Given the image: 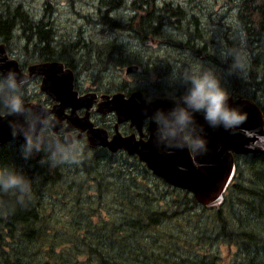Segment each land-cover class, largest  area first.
Returning <instances> with one entry per match:
<instances>
[{
	"label": "rangeland",
	"instance_id": "obj_1",
	"mask_svg": "<svg viewBox=\"0 0 264 264\" xmlns=\"http://www.w3.org/2000/svg\"><path fill=\"white\" fill-rule=\"evenodd\" d=\"M9 2L10 5L21 6L33 20L43 16L52 33V43L59 46L56 50L59 51L61 46L76 49V57H67L60 52V58L81 61L80 70L84 73L79 80L88 85L91 81L105 92L132 86L143 87L148 93L179 95L184 90L180 78L185 72L213 68L230 96V77L223 68L225 53L228 50L231 53L239 51L247 56L245 51L248 47L243 42L237 19L240 0H114L110 6L118 3L115 9L108 6L109 0ZM174 8L181 13L177 18L172 17ZM108 10H112L111 18L126 23L125 30L101 25L100 13L105 11L107 17ZM144 13L153 16L151 21L155 20L156 31L153 37L140 40L138 37L141 35L137 32L130 34L127 29L135 31ZM165 13L171 17L164 20ZM129 17L131 20L127 24ZM185 19L191 23L187 30L182 27ZM174 27L184 29L185 35L173 38L178 35ZM13 35L14 39L6 46L10 57L23 66L39 59L38 55L30 53L27 42H22L15 32ZM186 42L191 48L185 45ZM228 42L232 44L227 46ZM108 44L117 46L122 51L121 55H117L113 48H106ZM108 51L117 57L108 61ZM126 53L133 55L129 56L133 61L137 60L138 73L124 76L123 70L128 64L115 62L124 61ZM36 85V81L32 82L29 88ZM73 144L77 149L82 148L75 154L78 163L56 164L64 179L61 185L36 188L33 183L36 193L33 198L38 203L39 215L52 229L48 238L41 242L42 249L54 243L53 249L62 253L71 247L70 261L90 264L79 251L83 253L88 244L101 243L104 236L105 250L99 244L102 256L106 257L112 247L116 254L113 256L117 258V248L126 245L131 251L127 262L134 264L234 263L238 249L216 239L219 227L213 222L215 213L202 212L200 207L193 208L189 204L192 198L189 193L167 186L135 157L120 152L110 154L103 150H90L84 143ZM23 146L11 144L5 149L20 156ZM36 154L33 150L32 158ZM245 162L242 160L240 163L244 165ZM84 178L87 181L80 183ZM69 181L71 184L65 186ZM137 194L147 198L152 210L164 212L170 219L139 238H124L125 233L120 232L117 237L121 242L116 236L110 239L111 226H119L122 230L121 220L129 219L125 201ZM48 263H53L51 258Z\"/></svg>",
	"mask_w": 264,
	"mask_h": 264
},
{
	"label": "trees",
	"instance_id": "obj_2",
	"mask_svg": "<svg viewBox=\"0 0 264 264\" xmlns=\"http://www.w3.org/2000/svg\"><path fill=\"white\" fill-rule=\"evenodd\" d=\"M113 1L109 0L108 6ZM115 4L118 3L114 2V5L110 7L117 8ZM239 4L237 19L243 42L248 47L245 51V55L247 53L245 56L246 66L243 72L233 71L231 69L233 56L228 50L230 53L228 51L225 53L223 68L230 77L231 95L254 101L264 115V0H240ZM173 10L172 17H179L181 14L179 9L174 8ZM160 11L163 13L162 9ZM111 12L112 10L107 11V17H105V11L100 13L101 25L111 29L125 30L126 23H120L111 18ZM164 15V20L171 17L167 13ZM152 17L144 13L137 29L135 31L127 29V31L130 34L137 32L141 35L138 37L140 40L146 39L148 36L153 37L156 27H154L155 20L151 21ZM130 20L131 17L127 19V24ZM183 21L185 23L182 27L187 30L191 23L186 19ZM174 29L178 35L173 38L178 39V36L185 35L184 29L175 27ZM14 32L22 39V42H27V45H30V53L38 55L39 58L47 56L57 59L60 58L61 53L67 56H77L74 47L61 46L59 51L56 50L59 46L52 43L53 36L43 16L33 20L21 6L10 5L9 0H0V44L6 47L14 39ZM187 44L188 42L185 43V45ZM231 44L228 42L227 46ZM188 47L191 48L189 44ZM106 48H113L112 50L117 55L118 53L121 55L122 51L117 46L114 47L113 44H108ZM113 53L108 51V61L117 57L116 55L114 57ZM129 56L133 55L126 53L124 61L120 62L126 63L128 66L138 64L137 60L133 61ZM107 57L101 58L107 59ZM38 153L34 158L31 154L28 159H25L24 164L22 155L18 156L16 152L6 150L5 146L0 148V167L22 172L31 181V194L25 196L22 202L16 193L0 191V264H49V258H51L52 264H75V260L70 261L71 247L62 253H57L53 249L56 246L54 243L46 249H42L41 242L48 238L52 229L48 225V221L39 215L38 203L33 198L36 194L33 183L36 184V188H49L61 185L64 179L58 173L56 164L44 162L47 160V153ZM235 159L236 175L224 195L223 206L219 211H212L215 213L214 225L219 227L216 239L238 249L233 264H264V156L252 154L236 156ZM242 160L246 161L244 165L240 163ZM86 173L85 175L90 178L88 172ZM86 181L87 179L84 178L80 183ZM71 182H65V186ZM97 187H99V183ZM189 204L193 208L200 207L202 212H206L192 198L189 200ZM124 207L129 219L121 220L122 230L119 226H111L110 239L116 236V239L121 242V239L117 237L120 232L125 233L124 238H139L141 234L155 229L170 219L166 213L152 210L144 195L137 194L135 198L126 200ZM99 244L105 250L104 236L101 243L88 244L83 253L80 250L81 257L84 256L90 264H123L122 262L134 264V262H127L131 251L126 245L117 248L118 256L116 258L113 256L116 254L112 247L106 257L102 256ZM79 263L76 262V264Z\"/></svg>",
	"mask_w": 264,
	"mask_h": 264
},
{
	"label": "water",
	"instance_id": "obj_3",
	"mask_svg": "<svg viewBox=\"0 0 264 264\" xmlns=\"http://www.w3.org/2000/svg\"><path fill=\"white\" fill-rule=\"evenodd\" d=\"M9 69L22 77H41L39 89L53 100L67 101L72 113L82 100H89L91 94L76 97L71 92V73L63 71L59 63H36L21 72L18 62L7 55L5 45L0 44V72ZM135 65L127 66L124 72L135 73ZM107 98V97H106ZM172 98H158L153 102L141 101L133 104L131 98L124 99L121 94H114L110 100L102 104L101 113L114 112L118 123L127 120L138 125L141 119L150 117L158 108L169 109L173 105ZM76 102H79L76 106ZM231 107L238 108L246 118L225 130L223 127L211 128L203 119L202 114H195V121L202 129L201 135L206 140L207 151L195 153L187 147L177 148L162 142L157 135V127L149 120L153 128L145 142H135L133 138H123L115 133L109 141L98 130L87 134L88 146H101L114 153L122 150L128 156H135L144 167L166 185L189 193L194 201L207 211H219L224 203V194L231 184L235 172V156L258 154L264 156V115L259 106L252 100L243 97L229 96ZM86 113V112H85ZM60 115L54 111L53 124H58ZM72 116V115H69ZM69 120H73L74 118ZM74 122H77L74 119ZM10 123L17 126L23 123L20 117L0 114V146L11 141H24V136H13ZM56 128V127H55ZM55 130V129H53ZM98 136V137H97ZM68 141V140H66ZM70 143V141H68Z\"/></svg>",
	"mask_w": 264,
	"mask_h": 264
},
{
	"label": "clouds",
	"instance_id": "obj_4",
	"mask_svg": "<svg viewBox=\"0 0 264 264\" xmlns=\"http://www.w3.org/2000/svg\"><path fill=\"white\" fill-rule=\"evenodd\" d=\"M231 55V69L243 72L246 66L244 55L239 51ZM32 79L19 76L11 69L0 72V112L23 120L18 126L10 123L14 137L17 134L24 136L23 158L28 159L35 150L46 152L47 160L44 162L53 165L78 163L75 154L82 151V148L77 149L73 143L50 134L49 116L25 106L24 96ZM180 79L184 90L170 100L173 106L167 110L156 109L148 119L156 125L157 135L162 142L172 147H188L195 153H203L207 151V142L201 135L202 129L196 124L195 114H202L209 127H223L225 130L242 122L246 115L229 105V93L221 85L213 68L185 72ZM0 191L16 193L22 202L25 196L31 194V181L22 172L0 167Z\"/></svg>",
	"mask_w": 264,
	"mask_h": 264
},
{
	"label": "flooded vegetation",
	"instance_id": "obj_5",
	"mask_svg": "<svg viewBox=\"0 0 264 264\" xmlns=\"http://www.w3.org/2000/svg\"><path fill=\"white\" fill-rule=\"evenodd\" d=\"M8 53V52H7ZM9 55V54H8ZM69 57V56H67ZM74 60V59H73ZM67 61L61 58H53L43 56L35 60L34 62L27 64L25 66L19 64V68L21 72L26 73V68L31 64L36 63H59L62 66L63 71H69L71 73V92L76 94V97L79 98L80 96H85L87 94H91V104L87 105L89 100H82L80 102V106H76L79 102H76L74 105L76 106L75 110L70 113L71 106L67 104L65 99L63 100H53L52 97L46 95L44 92L40 91L39 85L41 81V77L37 76L32 79V82L38 84L36 87H31L26 90L24 96V104L27 108L32 109L34 112L43 113L49 116L51 119V128L50 134H55L56 136L61 137L62 140H68L70 143H84L85 146L90 150H103L105 152L110 153L106 148L101 146H96L94 148H90L88 146L87 134L89 132H93V130H98V132L105 136V139L109 141L111 137L117 133L121 137H131L135 142H145L149 137V131L153 128L149 125L148 117L143 118L140 120L138 125L135 123H131V121L127 120L125 122L118 123L116 121V116L114 112H105L101 113L100 111L103 109L102 104L108 102L110 97L114 94H121L124 99L131 98L133 100V104L140 105L141 101L145 102H153L158 98H173L174 95H161L156 92L148 93L143 87H126L125 89H115L105 92L97 87V85L86 84L84 81L79 80V76L84 73L82 68V62H75V61ZM117 64H120V61H115ZM137 67V72H139V66ZM126 68V67H125ZM124 68V69H125ZM124 76L134 73H125L123 70ZM179 96V95H175ZM107 97V98H106ZM54 111L58 113L61 117V120L58 124H53L52 120L54 119ZM86 112V113H85ZM4 114V113H0ZM72 115V116H69ZM74 118L77 122L73 120H69L70 118ZM110 119L112 122H110ZM154 126V123H153ZM56 127V128H55ZM55 129V130H53ZM154 131V128H153ZM98 137V136H97ZM11 144H25L24 141H13L7 142L0 146L11 145ZM188 148V147H187ZM191 152V149L188 148ZM36 152V151H35ZM44 152V151H40ZM125 153L122 150L116 151L110 154L116 153ZM38 153V152H36ZM39 154V153H38ZM37 155V154H36ZM135 157V156H134ZM23 163L25 164V159L23 158Z\"/></svg>",
	"mask_w": 264,
	"mask_h": 264
},
{
	"label": "bare ground",
	"instance_id": "obj_6",
	"mask_svg": "<svg viewBox=\"0 0 264 264\" xmlns=\"http://www.w3.org/2000/svg\"><path fill=\"white\" fill-rule=\"evenodd\" d=\"M114 33V32H113Z\"/></svg>",
	"mask_w": 264,
	"mask_h": 264
}]
</instances>
